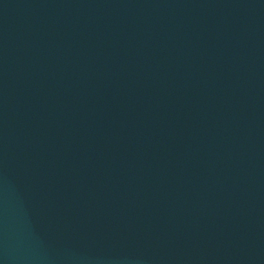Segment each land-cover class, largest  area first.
<instances>
[{"label":"water","instance_id":"obj_1","mask_svg":"<svg viewBox=\"0 0 264 264\" xmlns=\"http://www.w3.org/2000/svg\"><path fill=\"white\" fill-rule=\"evenodd\" d=\"M0 264H264V0H0Z\"/></svg>","mask_w":264,"mask_h":264}]
</instances>
